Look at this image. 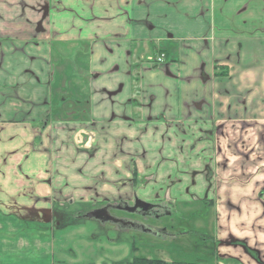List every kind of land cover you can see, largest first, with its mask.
<instances>
[{
  "label": "crops",
  "instance_id": "obj_1",
  "mask_svg": "<svg viewBox=\"0 0 264 264\" xmlns=\"http://www.w3.org/2000/svg\"><path fill=\"white\" fill-rule=\"evenodd\" d=\"M93 132L102 150L90 149ZM181 154L212 174L214 259L264 264V0H0V215L11 230L13 217L45 223L59 196L94 192L108 168L123 189L122 171L136 168L151 206L109 201L124 223L102 225L131 228L112 210L172 216L160 197L189 185Z\"/></svg>",
  "mask_w": 264,
  "mask_h": 264
},
{
  "label": "rangeland",
  "instance_id": "obj_2",
  "mask_svg": "<svg viewBox=\"0 0 264 264\" xmlns=\"http://www.w3.org/2000/svg\"><path fill=\"white\" fill-rule=\"evenodd\" d=\"M92 136V139H88L91 141L90 149L95 151V147L98 146L102 150L103 144L100 137H97L94 132ZM88 137L86 135V139ZM204 138L206 141L208 136L205 135ZM86 139H83V143ZM187 139H190L188 135L186 139L179 137V148L182 140ZM193 139L195 140V138ZM73 140L75 142V139ZM77 144L80 146L79 144L82 143ZM135 156L140 159L139 155ZM180 157L181 160L184 159L183 154ZM192 158H197L196 152L191 153L188 160ZM188 160H185L186 163H181L182 167L187 166V169L180 170V172L183 173L184 178L186 175L191 176L188 177L189 185H185L188 184L187 180H182V184L179 186H165V194L160 197L164 204L171 206L172 216H163L157 219L155 215H151L143 218L124 212L111 211L113 215L127 217L126 219H133L138 223L142 222L154 230L167 229V232L173 235L159 234L155 236L132 228L123 233L117 225L111 223L102 225L95 219L85 217L87 212L104 207L109 201L113 204L123 201L131 204L132 197L141 190V187L135 184L134 178L138 176L136 168H128L127 173L122 171L130 179L128 187H125L127 189H123L120 184H111L110 178H113L109 174L111 170L107 167L108 180L101 179L98 186L93 187L94 192L90 193L89 190L82 189L76 192L74 190L65 198L59 196L52 206L49 219L43 217L40 221H45V223L38 224L36 221L30 220L31 222L28 224L24 222L28 221L27 219L13 217L11 218L15 223L13 227L17 228L11 230L4 216L0 215L2 217L0 225L4 226L3 231L0 232V264H127L125 261L133 257L167 258L184 263L226 264L224 261L214 259V242L210 235L214 234L213 211L209 206H204L209 203L205 199L211 192L209 182H211L212 174L209 169L200 168L201 165H195L193 170L191 168L193 161L189 162ZM137 164L141 166L138 160ZM140 171L143 169L141 168ZM191 179L194 180L196 187H193L194 183L192 184ZM144 188L145 192L146 190L150 192L153 189L151 196L154 197L153 193L156 192V187ZM116 191L120 192L117 198L114 196V198H110L111 200H106V197H103V195H110ZM0 193L5 194L6 191ZM97 193L99 196L95 195ZM177 198L179 200H176ZM21 225L24 227L29 225L35 229H37L36 225H40L38 229L40 232L35 233L36 230L31 228L24 230L20 227ZM227 264L235 263L228 262Z\"/></svg>",
  "mask_w": 264,
  "mask_h": 264
},
{
  "label": "water",
  "instance_id": "obj_3",
  "mask_svg": "<svg viewBox=\"0 0 264 264\" xmlns=\"http://www.w3.org/2000/svg\"><path fill=\"white\" fill-rule=\"evenodd\" d=\"M136 206H146V207H149L151 206L150 204L148 203H144V202H140L139 199L136 200V205L135 207H132L130 209V207H122V206H118L116 208H119V209H123V210H127V211H133ZM88 217L89 218H95V219H98L100 220L101 222L105 223V222H108V221H111V222H114V223H121L123 224L124 221L122 219H119V218H116V217H113L109 211H108V208H99V209H96L94 211H91L89 214H88ZM125 224H130V223H125ZM131 226L133 227H140L142 228V230L144 232H150V233H153L152 229H149V228H144L142 225L139 226L138 224H135V223H131Z\"/></svg>",
  "mask_w": 264,
  "mask_h": 264
},
{
  "label": "trees",
  "instance_id": "obj_4",
  "mask_svg": "<svg viewBox=\"0 0 264 264\" xmlns=\"http://www.w3.org/2000/svg\"><path fill=\"white\" fill-rule=\"evenodd\" d=\"M134 250H135V248H134ZM125 263H127V264H203V263H199V262H188V263H184L181 261L168 262V261H165L163 259L143 258V257H133V258L129 259L128 261L126 260Z\"/></svg>",
  "mask_w": 264,
  "mask_h": 264
},
{
  "label": "flooded vegetation",
  "instance_id": "obj_5",
  "mask_svg": "<svg viewBox=\"0 0 264 264\" xmlns=\"http://www.w3.org/2000/svg\"><path fill=\"white\" fill-rule=\"evenodd\" d=\"M163 58H164V55H162V57H161L160 60L162 61ZM154 204H155V203H154ZM158 207H159V206H156L155 209L158 208ZM160 207H161V206H160ZM149 208H150V207L143 206L142 209H140V211H141V213L146 214V213H148V212L150 211ZM164 209L168 210V207H166V208H164ZM160 210H161V209H160ZM145 212H146V213H145ZM151 212H152V211H151ZM128 223H131V222L128 221Z\"/></svg>",
  "mask_w": 264,
  "mask_h": 264
}]
</instances>
